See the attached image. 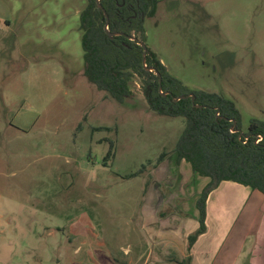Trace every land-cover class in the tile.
Wrapping results in <instances>:
<instances>
[{"label":"rangeland","instance_id":"1","mask_svg":"<svg viewBox=\"0 0 264 264\" xmlns=\"http://www.w3.org/2000/svg\"><path fill=\"white\" fill-rule=\"evenodd\" d=\"M87 2L0 0V264H187L210 179L177 163L185 120L151 111L139 77L124 104L88 81ZM146 30L173 77L235 103L243 133L264 121V0H160ZM236 223L212 211L190 264Z\"/></svg>","mask_w":264,"mask_h":264},{"label":"trees","instance_id":"2","mask_svg":"<svg viewBox=\"0 0 264 264\" xmlns=\"http://www.w3.org/2000/svg\"><path fill=\"white\" fill-rule=\"evenodd\" d=\"M159 4L160 0H88L81 13L85 76L107 98L120 104L133 98L131 83L139 77L151 111L185 120L174 151L176 161L189 163L196 177L210 179L197 201L199 228L188 239L191 253L207 232V200L221 183L234 182L264 195V121L253 119L243 133L242 115L232 100L216 93L189 90L169 73L147 44L146 21L155 17ZM107 26L110 33L122 35L110 36ZM140 43L148 48L146 65L154 72L145 68V50ZM156 73L161 75L162 84ZM113 156L114 143L110 141L105 166ZM165 157L163 153L158 162ZM144 168L129 178L138 177ZM191 260L189 257L187 264Z\"/></svg>","mask_w":264,"mask_h":264},{"label":"crops","instance_id":"3","mask_svg":"<svg viewBox=\"0 0 264 264\" xmlns=\"http://www.w3.org/2000/svg\"><path fill=\"white\" fill-rule=\"evenodd\" d=\"M227 190L232 194L225 199ZM213 196L218 197L216 208L212 207ZM212 211L222 220L235 217L237 223L223 246L217 249L215 261L208 264H264V195L234 182H223L207 200V224ZM226 231L228 233L229 229Z\"/></svg>","mask_w":264,"mask_h":264},{"label":"water","instance_id":"4","mask_svg":"<svg viewBox=\"0 0 264 264\" xmlns=\"http://www.w3.org/2000/svg\"><path fill=\"white\" fill-rule=\"evenodd\" d=\"M100 0H98V2H99ZM99 8L100 9H103V7H102V5H100L99 4ZM106 19H107V25L109 24V18H108V16L106 15ZM106 31L108 32V34L110 35V36H114V35H116V36H120V35H122L121 33H117V34H112V33H110L109 32V28H108V26L106 27ZM131 40H134V41H136V39L134 38V37H132L131 38ZM140 45L144 48V50H145V55H144V61H143V63H144V65H145V68H146V70H149L150 72H154L155 71V69L154 68H148L147 67V65H146V56H147V51H148V48H147V46L144 44V43H140ZM156 75L159 77V81H160V84H162V77H161V75L159 74V73H156ZM161 91H162V89H161ZM169 93H163V96H167ZM190 97H192L193 99H194V96L193 95H191Z\"/></svg>","mask_w":264,"mask_h":264}]
</instances>
